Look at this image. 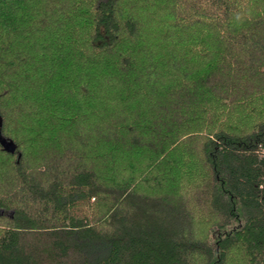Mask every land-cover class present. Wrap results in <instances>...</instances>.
<instances>
[{"label":"trees","instance_id":"1","mask_svg":"<svg viewBox=\"0 0 264 264\" xmlns=\"http://www.w3.org/2000/svg\"><path fill=\"white\" fill-rule=\"evenodd\" d=\"M0 123V264H264V0H0Z\"/></svg>","mask_w":264,"mask_h":264},{"label":"water","instance_id":"2","mask_svg":"<svg viewBox=\"0 0 264 264\" xmlns=\"http://www.w3.org/2000/svg\"><path fill=\"white\" fill-rule=\"evenodd\" d=\"M1 126V123H0ZM1 144L3 145V147L10 152H14L15 151V147L13 145H9L8 142L3 141L2 139L0 140ZM21 154H19L20 157Z\"/></svg>","mask_w":264,"mask_h":264},{"label":"rangeland","instance_id":"3","mask_svg":"<svg viewBox=\"0 0 264 264\" xmlns=\"http://www.w3.org/2000/svg\"><path fill=\"white\" fill-rule=\"evenodd\" d=\"M1 211V210H0ZM6 222V220H4V219H0V224H2V223H5Z\"/></svg>","mask_w":264,"mask_h":264}]
</instances>
